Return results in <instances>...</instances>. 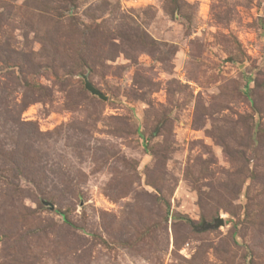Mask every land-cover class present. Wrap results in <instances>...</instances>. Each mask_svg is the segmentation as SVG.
I'll use <instances>...</instances> for the list:
<instances>
[{"label": "rangeland", "instance_id": "1", "mask_svg": "<svg viewBox=\"0 0 264 264\" xmlns=\"http://www.w3.org/2000/svg\"><path fill=\"white\" fill-rule=\"evenodd\" d=\"M0 264H264V0H0Z\"/></svg>", "mask_w": 264, "mask_h": 264}, {"label": "water", "instance_id": "2", "mask_svg": "<svg viewBox=\"0 0 264 264\" xmlns=\"http://www.w3.org/2000/svg\"><path fill=\"white\" fill-rule=\"evenodd\" d=\"M85 85L94 94H97L104 99L107 98V96L103 94L99 89H97L89 80L86 79Z\"/></svg>", "mask_w": 264, "mask_h": 264}]
</instances>
